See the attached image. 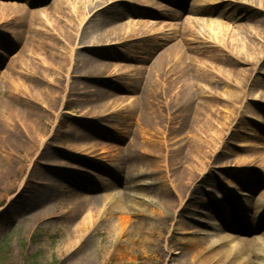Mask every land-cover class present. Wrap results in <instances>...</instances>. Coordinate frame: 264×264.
I'll use <instances>...</instances> for the list:
<instances>
[{
    "label": "rangeland",
    "instance_id": "rangeland-1",
    "mask_svg": "<svg viewBox=\"0 0 264 264\" xmlns=\"http://www.w3.org/2000/svg\"><path fill=\"white\" fill-rule=\"evenodd\" d=\"M230 4L217 0L216 11L200 16L187 14L185 20L201 19L199 26L208 38L212 37L207 31L210 24L215 32L224 31L219 28L224 26L229 27L230 34H235L238 24L247 22L231 18ZM224 10L227 15L221 17ZM140 20L155 21L128 17L124 22ZM17 30L11 28L8 33L12 35ZM215 41L211 38V45L191 40L182 42L180 46L187 53L182 66L189 77L181 78L175 72L173 82L167 86L169 91L150 95H144L146 91L124 89L132 82L121 72L130 69L134 75L143 66L149 70L155 58L148 64L124 57L118 59L114 50L104 48L92 53L109 69L90 71L86 77L71 71L69 80L67 71L73 61L62 58L58 62L67 69L64 76L42 80L7 75L5 71L26 45L10 54L8 41L0 45V56L8 57L5 62L0 57V253H5L2 256L6 257L5 264H73L65 260L66 248L74 234L72 230L79 233L76 227L80 229L82 221L89 216L86 210L75 219L69 218V202L75 193L97 197L101 202L100 210L94 215L97 226H90L86 232L95 241L90 247L95 260L99 264H132L125 263L123 255L108 258L111 247L115 243L123 245L126 237L119 232L111 234L106 221L112 214L109 200L118 193L129 192L128 186L136 179H143L146 184L136 196L143 204L139 203L137 211L131 210L132 229L144 234L156 228L155 233L163 234L175 249V252L156 254L150 250V255L137 263L177 264L178 261H171L172 254L180 259L187 238L195 231L204 236L212 230L211 223L221 222L220 217L212 221L208 215L197 219L194 216L199 211L197 200L183 216L177 233H173L172 219L167 226L161 218L167 193L162 186L182 184L183 177L175 174H183L184 170V183L190 176L193 179L195 172L209 173L203 193L211 204L207 202L203 208L207 210L212 203L221 204L223 197L227 198L231 211L235 210L239 216L238 220L234 217L228 222L222 220V230L235 238L238 247L246 248L252 264H264V218L258 220L256 214L264 208L260 199L264 196V124L260 127L253 122L258 116L264 122V84L247 88L252 79L264 81V76H255L250 63H235L232 59L231 62L223 44ZM45 49L43 46L33 50L41 53ZM243 70H248L245 75L240 74ZM111 83L120 85L114 86L116 89H123H112ZM24 84L30 87L25 89ZM176 88L188 89L184 94L188 96L183 100L178 98L171 92ZM10 106L18 110L17 118L10 113ZM144 108H153L162 118L155 132L142 131L139 120L140 110ZM25 112L30 113L28 118L40 129L41 136L37 139L29 137L23 126L20 136L14 131L20 129L19 121ZM127 129L130 136L125 135ZM48 193L58 199L49 206L59 209L57 214L41 219L38 213L44 208L42 197ZM165 214L173 218L172 213ZM159 237L154 240L158 242Z\"/></svg>",
    "mask_w": 264,
    "mask_h": 264
},
{
    "label": "bare ground",
    "instance_id": "bare-ground-1",
    "mask_svg": "<svg viewBox=\"0 0 264 264\" xmlns=\"http://www.w3.org/2000/svg\"><path fill=\"white\" fill-rule=\"evenodd\" d=\"M17 1L20 3H0V45L7 44L8 41L10 44L9 54L24 45H26L24 52L27 50L30 52L27 55L23 52L12 60L5 71L10 77L23 76L42 80L52 76L63 77V73L67 69L60 63L62 58L73 61L70 70L67 71L69 80L72 77L71 71L80 74L79 77L90 76V71L95 72L103 68V70L109 69L108 66H104L103 62L97 60L99 56L92 53V51L95 53L94 50L101 51L107 48L114 50L118 59L124 57L139 62H147L148 64L155 58V64H152L150 69L148 68L149 70L143 66L137 68L134 75H131L132 71L130 69L123 70L121 74L132 82L131 85H124V89L138 92L146 91L144 95L156 94L157 91L160 93L162 90L169 91L168 85L173 82L172 77L175 76L173 75L175 72L181 74V78L189 77L182 66V61L186 58L187 53L180 44L186 40H191L193 43L211 45V38L217 40L216 43L223 44L224 52L227 53L230 60H234L235 63H250L253 66L252 72L255 76H264V0H219L224 1V3L231 2L230 13L232 19L246 21L247 23L238 24L235 34H230L229 27L225 28L221 25H219L221 26L219 28L225 30L220 31L217 29V32H215L212 24H210V29L207 27V31L212 37L209 38L199 26L201 19L188 17L185 20V15L210 14L216 11V7L218 8L214 5L217 0ZM163 4L167 5L164 6ZM170 7L176 10L170 9ZM225 12L226 10L221 13V17H223V14L227 15ZM91 14L93 15L91 16ZM128 17H139L155 21H153L154 23L144 20L124 22ZM251 21L257 23V25L252 24ZM11 28L18 30L11 35L8 33ZM9 37L11 40H9ZM43 46L47 49L41 50V53L34 51ZM70 50H72L71 53ZM81 50L84 51L80 52ZM86 51L89 54H83ZM69 53L70 55H68ZM0 57L4 58V62L8 59L6 56ZM232 60L231 62H233ZM247 71L243 70L240 74L245 75ZM263 84L262 79H252V83L247 85V88L248 86L255 88ZM15 85V83H12L14 88H16ZM114 86L118 87L120 85L111 83L112 89H116ZM29 87L24 84L25 89ZM56 88L59 87H54V89ZM238 88H241V85ZM118 89L123 88H117L116 90ZM187 90L182 88L178 91L176 88L171 92L176 93V96L178 98L182 97L183 100L188 96V94L184 95ZM61 110H63V107ZM9 111L15 118L19 115L15 107L10 106ZM140 111L142 117L139 121L143 133L147 134V130L150 129L154 131L162 118L158 116L153 108H144ZM101 113L106 116L102 111ZM29 114L28 112L24 113V118L19 121L20 129L15 128L14 131L16 135H19L23 126L29 137L37 139L38 136H41L40 129L35 121L31 120V117L28 118ZM262 120V116H258L253 122L261 127L264 124ZM125 135L130 136L131 132L127 129ZM183 155L185 156V153ZM170 156H173V154H170ZM185 158H188V155ZM184 172L183 174H175L177 177H183L182 184L171 183L168 188L162 186V188H166L167 193L163 212L159 215L167 222V226H169L172 219L171 225L174 223V234L181 230L183 216L190 211L196 200L198 201L197 208H199V211L194 216L197 219H200V215H208V218L212 221L215 217H220L221 222L222 220L228 222L233 217L234 220H238V212L231 211L230 205L227 203L228 199L225 197H223L221 204L213 205L212 203L211 208L207 210L203 208L207 202L211 204L209 200L205 199L203 193L205 191L204 186L208 184L209 173L206 171L195 172V177L192 179L190 176V179L187 178V183H184L186 176ZM51 179L53 177L49 180ZM145 184L146 182L143 179H136L131 186H128L129 192L118 193L109 200L108 204L112 214L110 218L107 217L106 226L111 234L119 232V235L126 237V240L123 245L115 243L108 251V258L115 257L118 254V257L123 255L125 263L138 264L137 262L140 259H145L147 255H150V250H153L155 254L162 251L175 252L174 246L170 245L163 234L155 233L156 228L144 234H138L132 229V211H137L136 208L139 203L143 204V202L136 200V196L137 193L144 190L143 185ZM138 185L141 186L139 189H137ZM75 195L69 202L71 208L69 218L75 219L81 212L86 210H88L89 216L82 221L80 229L76 227L80 231L79 233H77L78 231L75 233V229L72 230L74 234L72 233L71 241L66 248L68 252L65 260H71L73 264H99L90 250L95 241L86 232L90 230V226H97L98 220L95 221L94 215L100 210L101 202L97 197H88L76 193ZM199 196L202 197L199 198ZM260 199L262 200L261 203H264V196ZM57 200L50 193L44 195L42 197L44 208L38 213V217L48 219L57 214L59 208L49 206ZM263 209L256 213L258 214V220L262 216L264 218ZM165 212L172 213L173 218L167 216ZM74 221L72 220V223ZM221 222L211 223L212 230L204 236H200L198 231H195L184 243V254L180 259L173 257L176 254H172L171 261H178L177 264H252L251 260L247 258L246 248L237 246L235 238L222 230ZM184 230L186 229L184 228ZM157 235L160 236L158 242L154 240ZM137 236L139 237L137 238ZM84 237L85 239H83ZM170 238L173 239L174 235H170ZM111 244L113 245L114 242H111Z\"/></svg>",
    "mask_w": 264,
    "mask_h": 264
},
{
    "label": "trees",
    "instance_id": "trees-1",
    "mask_svg": "<svg viewBox=\"0 0 264 264\" xmlns=\"http://www.w3.org/2000/svg\"><path fill=\"white\" fill-rule=\"evenodd\" d=\"M3 254H5V253H0V262H3L5 264V262H7V261H6V257H4V258L2 257Z\"/></svg>",
    "mask_w": 264,
    "mask_h": 264
}]
</instances>
